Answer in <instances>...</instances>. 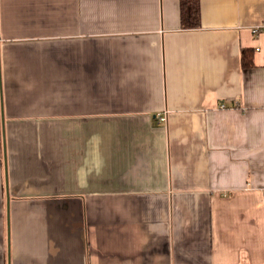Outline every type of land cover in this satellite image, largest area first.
<instances>
[{
	"label": "crops",
	"instance_id": "1",
	"mask_svg": "<svg viewBox=\"0 0 264 264\" xmlns=\"http://www.w3.org/2000/svg\"><path fill=\"white\" fill-rule=\"evenodd\" d=\"M179 12L0 0V264H264V0Z\"/></svg>",
	"mask_w": 264,
	"mask_h": 264
},
{
	"label": "trees",
	"instance_id": "2",
	"mask_svg": "<svg viewBox=\"0 0 264 264\" xmlns=\"http://www.w3.org/2000/svg\"><path fill=\"white\" fill-rule=\"evenodd\" d=\"M180 27L183 30L199 28L200 26V0H179ZM243 68H251L252 50L243 49L241 53Z\"/></svg>",
	"mask_w": 264,
	"mask_h": 264
},
{
	"label": "built area",
	"instance_id": "3",
	"mask_svg": "<svg viewBox=\"0 0 264 264\" xmlns=\"http://www.w3.org/2000/svg\"><path fill=\"white\" fill-rule=\"evenodd\" d=\"M223 107H224V106H223V105H221V108H223ZM160 120H161V121H163V119H162V118H161Z\"/></svg>",
	"mask_w": 264,
	"mask_h": 264
}]
</instances>
